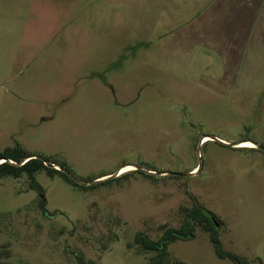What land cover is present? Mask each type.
<instances>
[{
    "label": "rangeland",
    "instance_id": "1",
    "mask_svg": "<svg viewBox=\"0 0 264 264\" xmlns=\"http://www.w3.org/2000/svg\"><path fill=\"white\" fill-rule=\"evenodd\" d=\"M216 10L0 0V152L20 147L80 182L0 177V264H156L137 237L160 240L195 207L217 217L223 250L264 264V73L251 56L252 81L236 84L239 57L203 22ZM161 264L234 263L200 228Z\"/></svg>",
    "mask_w": 264,
    "mask_h": 264
},
{
    "label": "crops",
    "instance_id": "2",
    "mask_svg": "<svg viewBox=\"0 0 264 264\" xmlns=\"http://www.w3.org/2000/svg\"><path fill=\"white\" fill-rule=\"evenodd\" d=\"M216 13L217 18L211 16L203 21L204 24L217 23L216 29H209L213 31L210 32L213 38H217V45L221 42V48L228 49L225 55H231L233 59L239 57V61L235 59L236 84L243 76L245 80L252 81L247 75L250 72L249 57H258L260 64L257 71L264 73V0H217ZM216 13L210 12L209 15L215 16ZM205 39H208V35H205ZM253 145L242 148H252Z\"/></svg>",
    "mask_w": 264,
    "mask_h": 264
},
{
    "label": "trees",
    "instance_id": "3",
    "mask_svg": "<svg viewBox=\"0 0 264 264\" xmlns=\"http://www.w3.org/2000/svg\"><path fill=\"white\" fill-rule=\"evenodd\" d=\"M33 157L20 147L8 148L3 152H0V160L6 159L7 162L0 164V177H13L15 179L20 178L26 174L32 180V186H38L35 175L38 172L45 170L50 176L58 174L68 182L79 186L70 177H68L63 171L56 170L45 165V161L39 159H30L22 166H16L9 161H14L21 164L27 158ZM64 169L65 166H61ZM39 190V186L37 187ZM41 191V190H40ZM46 212V211H45ZM218 223L217 217L210 211L195 207L191 210L186 211L185 221L179 229H167L164 231L163 236L160 240L154 242L147 240L143 235L137 237V241L143 247L145 251L155 252L156 264H161L164 257L168 255V247L179 240H191L196 237L198 229H203L210 233L211 242L215 248L217 256L221 259H230L234 264H244L236 255L231 252L223 250L221 241L219 239L218 230L216 228Z\"/></svg>",
    "mask_w": 264,
    "mask_h": 264
},
{
    "label": "water",
    "instance_id": "4",
    "mask_svg": "<svg viewBox=\"0 0 264 264\" xmlns=\"http://www.w3.org/2000/svg\"><path fill=\"white\" fill-rule=\"evenodd\" d=\"M209 138V137H208ZM221 143H223V142H221ZM224 144V143H223ZM239 144H241V143H239ZM239 144H237V145H239ZM234 146H236V145H234ZM30 159H34L33 157H29V158H27L25 161H23L21 164L22 165H24L28 160H30ZM2 160H4L5 162H7V160L6 159H2ZM2 160H0V161H2ZM59 171H63L68 177H70V179H72L75 183H78V184H80V182L76 179V178H74L70 173H68L67 171H65V170H63L62 168H59ZM150 174H153V173H150ZM163 174H166V173H163ZM170 175H173V176H188V175H184V174H176V173H170ZM191 175H193V174H191Z\"/></svg>",
    "mask_w": 264,
    "mask_h": 264
},
{
    "label": "bare ground",
    "instance_id": "5",
    "mask_svg": "<svg viewBox=\"0 0 264 264\" xmlns=\"http://www.w3.org/2000/svg\"><path fill=\"white\" fill-rule=\"evenodd\" d=\"M206 139L208 140V137L204 138L203 142H204ZM241 144H242V143H241ZM241 144H239V146H240ZM251 144H252V143H251ZM251 144H249V143L246 142L245 144H242L241 146H244V147H251V146L253 145V144H252V145H251ZM253 147H254V145H253ZM130 170H132L131 167H128V168L126 167V169L121 170V173H122V171H123V172H127V171H130Z\"/></svg>",
    "mask_w": 264,
    "mask_h": 264
},
{
    "label": "built area",
    "instance_id": "6",
    "mask_svg": "<svg viewBox=\"0 0 264 264\" xmlns=\"http://www.w3.org/2000/svg\"><path fill=\"white\" fill-rule=\"evenodd\" d=\"M1 162V161H0ZM5 162V161H4ZM9 162H11V163H13V164H15L14 162H12V161H9Z\"/></svg>",
    "mask_w": 264,
    "mask_h": 264
},
{
    "label": "flooded vegetation",
    "instance_id": "7",
    "mask_svg": "<svg viewBox=\"0 0 264 264\" xmlns=\"http://www.w3.org/2000/svg\"><path fill=\"white\" fill-rule=\"evenodd\" d=\"M250 149V148H249Z\"/></svg>",
    "mask_w": 264,
    "mask_h": 264
}]
</instances>
